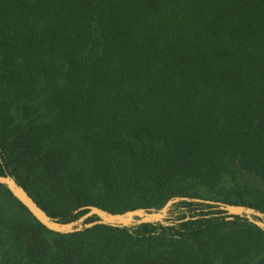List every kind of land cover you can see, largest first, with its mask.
Masks as SVG:
<instances>
[{
    "label": "trees",
    "instance_id": "16d2710c",
    "mask_svg": "<svg viewBox=\"0 0 264 264\" xmlns=\"http://www.w3.org/2000/svg\"><path fill=\"white\" fill-rule=\"evenodd\" d=\"M5 173L64 223L264 213V0H0ZM180 205L63 235L0 185V264H264L257 226Z\"/></svg>",
    "mask_w": 264,
    "mask_h": 264
},
{
    "label": "water",
    "instance_id": "95a60500",
    "mask_svg": "<svg viewBox=\"0 0 264 264\" xmlns=\"http://www.w3.org/2000/svg\"><path fill=\"white\" fill-rule=\"evenodd\" d=\"M0 185L8 190L13 198H15L38 223L48 231L57 234H73L97 225L115 228H132L142 224L173 225V221H168V213L175 204L183 201H195L214 206V209L219 210L221 215L225 216L226 220H233L234 217L245 218L249 223L257 226L264 232V213L261 211L243 205L203 201L187 197H174L168 200L159 210L137 208L124 213H111L99 207L86 206L75 212L85 211L84 214L73 221L64 223L49 216L8 173L0 175Z\"/></svg>",
    "mask_w": 264,
    "mask_h": 264
},
{
    "label": "rangeland",
    "instance_id": "374dc122",
    "mask_svg": "<svg viewBox=\"0 0 264 264\" xmlns=\"http://www.w3.org/2000/svg\"><path fill=\"white\" fill-rule=\"evenodd\" d=\"M225 186H227V185H225ZM201 193H202V197H203V198H201L202 200H204V201H213V200H211V198L214 197V195H212L211 193L207 194L205 192H201ZM207 199H209V200H207ZM160 208H162V207H153V208H149V209L159 210ZM185 210L186 209L184 208V206L180 205V203L175 204L174 207L168 213V220L177 221L179 219V217L183 215V212ZM127 211H129V210H127ZM108 212H110V211H108Z\"/></svg>",
    "mask_w": 264,
    "mask_h": 264
}]
</instances>
